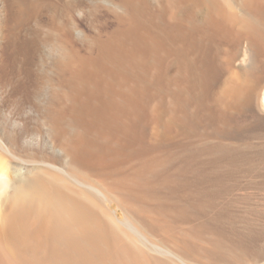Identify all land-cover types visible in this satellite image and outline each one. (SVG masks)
Returning a JSON list of instances; mask_svg holds the SVG:
<instances>
[{"label": "bare ground", "instance_id": "bare-ground-1", "mask_svg": "<svg viewBox=\"0 0 264 264\" xmlns=\"http://www.w3.org/2000/svg\"><path fill=\"white\" fill-rule=\"evenodd\" d=\"M26 1L0 7L1 53ZM120 1L128 15L96 37L97 54L60 59L49 82L41 128L65 164L58 151L23 158L17 131L0 132V264L264 263V225L241 211L245 152L232 143L264 126L253 109L264 0ZM19 65L13 77L30 83L34 70Z\"/></svg>", "mask_w": 264, "mask_h": 264}, {"label": "rangeland", "instance_id": "rangeland-1", "mask_svg": "<svg viewBox=\"0 0 264 264\" xmlns=\"http://www.w3.org/2000/svg\"><path fill=\"white\" fill-rule=\"evenodd\" d=\"M60 1L61 0H32L30 1L31 3L28 1L24 2L28 8L26 6V10L25 5H22V8L26 11V13L24 11V14H22V19L19 20L18 26L16 25L15 31L17 30L19 32L16 33L17 36L15 35L13 37L10 36V38H7L8 35H1L2 37L4 36V45L2 48L4 50L2 53V50H0V54L4 57L1 56L2 59L0 58V124H2L0 126V132L2 133L1 135L5 136L8 141H11V137H8V134H19L17 137H19L18 143H20V145H13V149L17 151L19 156L26 158L33 153L35 156H45L44 159H46L47 156V159L48 157L50 159L52 154H50L49 151H58L60 153L59 156L63 160L59 162L60 166H62L66 162L65 156L62 155L61 151L59 150L60 148H58L56 144H51L50 140L46 138V127L41 128L43 125L42 121L44 120L43 109L45 105H48L52 96L51 90H49V82L51 80L57 82L60 77L58 65V61L60 59H63L67 56L64 58V60L68 61L67 63H72V61L76 59L77 53L87 56L96 55L98 52V47L95 42L96 37H108L111 31L118 24L117 15L127 16L128 10L120 0H106V2L105 0H83V2L81 1L82 3L79 2L80 0H78L77 3L76 0ZM4 2L5 0H0V7L3 6L5 9L6 3L4 4ZM42 7L43 9H41ZM59 16L62 18H59ZM2 17H4V15H0L1 24L6 21L5 19L2 21ZM11 20H9V23H11ZM57 21L59 23L62 22L63 24L61 23V25L67 26L70 31L69 37L66 34L64 35L62 30L57 28L58 26H56V24H53ZM41 32L42 35L40 34ZM14 37L16 38L14 39ZM40 37H42V40ZM49 39H51V41H49ZM61 47H64L65 51L60 50L63 49ZM248 60L249 59L245 55L243 47L238 49L233 62L234 69L242 70V68L247 65ZM73 63L75 64L76 62ZM1 64H5L8 69V72L4 75L1 73ZM14 64L16 65L13 66ZM19 64L23 67V69L28 68L32 71L34 70L32 81L30 79L31 84L28 83L27 76L24 74L23 78L19 80L20 82L17 81L18 76L13 77L10 68H15ZM6 75L11 78L12 81L8 79ZM14 86L19 88H17L18 91ZM263 97L264 87L260 90L259 94L256 95L253 103L254 112L261 115L262 117H264ZM15 131H17V133H15ZM243 136L244 137H242V139L239 141L232 142L234 145L238 147L240 146L239 148L245 152V155H240L238 156L239 158L237 157L240 159L238 161L242 164L241 168L244 167L243 169L239 170V176H242L241 181L243 185L242 188L244 190L242 192H246V197H251H247L249 201L246 200L245 203H243L244 205H242L243 207H241V211L244 210V213L247 211L246 213L252 215V217H256L258 212V223L260 226H263L264 126L259 128L254 133H244ZM240 157H242V159ZM112 208H115V206ZM250 209L252 211H250ZM257 209L258 211H256ZM120 215L122 216L121 212ZM261 216H263V218Z\"/></svg>", "mask_w": 264, "mask_h": 264}]
</instances>
